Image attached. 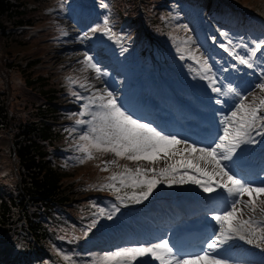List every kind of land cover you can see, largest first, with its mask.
Segmentation results:
<instances>
[{"label":"rangeland","instance_id":"obj_1","mask_svg":"<svg viewBox=\"0 0 264 264\" xmlns=\"http://www.w3.org/2000/svg\"><path fill=\"white\" fill-rule=\"evenodd\" d=\"M226 1L230 4H224L219 0H147L143 5L142 1L136 0H104V3L108 4V8L105 9L99 6L101 0H28L27 8L30 10L32 25L20 29L11 27L5 31L4 35H0V89L5 94L9 112L22 120L28 118L32 101H35L37 106L42 105L44 101L36 99V95L25 88L24 76L20 68L26 69L29 63L37 61V65L32 69L34 77L37 75L46 77L58 91L57 99L51 102L50 106L57 111L54 125L59 129L62 138L56 143L57 149L50 151V159L53 161L54 158V163L62 172L66 173L67 180L74 189L78 190V194L75 197L74 205L71 203L73 206L49 209L46 216L38 214L37 221L41 224L40 230H43L47 238L44 245L31 243L22 224H17L14 227L13 234L0 229V264H92V261L97 260L104 252L141 243L119 244L124 239H134L128 233L115 234L116 227L125 224L129 216L145 211L150 205L158 204L156 203L158 198L162 200L172 198L175 192L169 191L171 189L167 190L169 186L166 184H161L148 200L135 203L127 199L123 202L117 201L115 198L117 193L112 190H97L100 185L111 183L112 181L108 178L114 172H122L125 165L133 169L137 166L152 167L154 165H149L144 161L137 163L119 159L112 153L96 152L95 150H93V159H84V162L80 163L84 154L78 151V146L85 142L80 141L79 137L87 130L88 126L76 125L75 120L90 119V117L78 115L84 101L77 99L72 93L79 92L81 95L87 96L97 89L108 87L109 90L119 95L120 99L121 88L128 79L126 76L128 70L124 73L126 69L124 64L113 63L116 56L109 54V57H106V62L112 65V68L110 67L108 70L109 75L97 79L94 70L86 68L79 61L83 59L85 51L92 55L91 52L94 49L93 56L99 61L100 52L98 51L105 48L110 49V47H106L108 36L104 35L102 31L95 33L90 31L91 28L101 24L104 16L107 15L109 27L115 33V39L111 38L113 42H118L123 49H134L141 52L142 60L147 63L145 64L147 67L153 64V58L159 63V68L168 67L169 72L163 71V74H166L167 79L165 80L169 81L156 82L157 84L153 86L152 78L134 74L127 82H132L136 77L142 78L143 81L146 79V87H151L147 96L156 97H158L162 84L171 83V80L177 81L172 78L175 75H180L178 80L181 86H190L197 81L196 72L200 70V65L188 59L180 60L176 51L178 47L194 51L198 56L203 54L201 56L203 59L205 49L200 44L199 34L205 36L203 34L206 32L208 34L209 32L216 33V35H209L207 38L212 44L214 41L211 38L214 37V43H218L217 47H219L221 43L217 41L218 34L225 32L227 37L234 36L233 29L231 32L229 30L230 26L240 31L258 26L259 30L264 32V0ZM62 4L63 7H61ZM82 4L86 7L82 8L83 11L80 9ZM141 5L147 10L144 11ZM78 16H80L79 22H76L75 18ZM217 17L226 18L230 25L229 29L225 27L227 24L219 22ZM208 20H211V29L206 24ZM196 27L202 28L203 33L199 32ZM46 31H48V35L44 36ZM84 32H89L92 38L81 42L79 37ZM139 35L142 36L140 40L144 38L143 45L138 41L137 36ZM150 35H153L155 40ZM262 35L264 36V34ZM189 36L192 37V42L188 45L183 44L182 42ZM12 39L17 42H13ZM239 43L241 44V42ZM9 49L13 52L12 55L8 54ZM37 50L40 53L35 52ZM34 52L38 54L36 55ZM101 52L106 54V50ZM238 52L245 55L242 49ZM162 54L165 58L158 59V56ZM124 56L127 57V55ZM119 61L122 62L121 57H119ZM130 62L129 65L134 64L132 60ZM209 62L213 66V71H216L212 60L209 59ZM233 63L236 65L235 62ZM18 65L20 68L17 67ZM100 65L107 71V68H104L101 63ZM145 65H140V67ZM189 65L192 66L191 69ZM261 69H264V65L255 67L252 71L257 70L260 74ZM137 71L140 72V70ZM29 72V70H25V73ZM145 72L148 73L149 70L146 69ZM248 76L254 77L252 73H248ZM115 79L118 81L116 84L113 82ZM82 83L85 84V88L79 87ZM173 93L172 91L170 95ZM251 99L250 96L249 100ZM120 101L127 109V103L125 104L122 99ZM258 137L261 138V136ZM263 145L264 141L261 146H257L262 148ZM9 146L8 132L1 131L0 197L7 196L6 193L10 192L14 180H16ZM113 159L117 160V164L108 165V170L102 171L101 169L105 167L104 161ZM157 165L163 167L164 162L161 161ZM263 171L264 169L258 175L263 176ZM260 178L256 177L255 179L259 180ZM115 183L117 187H120L118 181ZM174 190H179V188ZM133 191L132 188H122L119 195L125 193L130 195ZM135 191H140V189H135ZM195 191L194 185H187L175 195L189 196ZM114 203L120 207V211L123 210L118 213L126 216H121L122 219L119 220L115 213L111 220L101 218L99 208L111 209V205ZM162 204L164 203L162 202ZM163 215L165 216L166 213ZM255 218L264 220V216L259 212L256 213ZM93 219H97L98 224L89 231V225ZM78 222L83 224H77ZM135 224L136 222H134ZM101 233L103 234L101 235ZM100 235L102 237H99ZM167 236L162 238H167ZM98 237L100 244L93 250L87 251L88 253L85 254L87 257L84 252H79L77 247L91 246ZM83 238L86 239L81 241L80 239ZM78 240L80 241L77 242ZM253 241L264 245V242H257L255 238ZM81 243L83 244L81 245ZM261 261L260 264H264V259ZM235 264L242 263L235 262Z\"/></svg>","mask_w":264,"mask_h":264},{"label":"snow or ice","instance_id":"obj_2","mask_svg":"<svg viewBox=\"0 0 264 264\" xmlns=\"http://www.w3.org/2000/svg\"><path fill=\"white\" fill-rule=\"evenodd\" d=\"M99 6L108 8L104 0ZM90 31H102L110 39L115 36L109 27L107 15L101 24ZM220 35L227 36V33L221 32ZM91 38L89 32L79 37L81 42ZM191 42L192 37L189 36L182 43L188 45ZM252 44L250 48L243 45L247 50L246 55L230 47L231 40L226 44L221 43L219 47L238 64L254 69L256 65L253 57L264 49V40L253 41ZM176 51L180 60L188 59L200 65L196 77L205 81L211 93L216 94L214 103L221 106L222 115L215 137L208 143L200 144L181 138L178 134H166L152 122H145L127 110L108 87L97 89L87 96L73 92L77 99L84 101L78 115L90 117L75 120L76 125L88 126L79 137L80 141L85 142L78 146V151L84 154L80 163L84 159H93V150L112 153L119 159L137 163L144 161L149 165H157L164 162V166L159 168L137 166L133 169L125 165L122 172H114L108 178L112 182L100 185L97 190L114 191L117 201L127 199L141 203L148 200L161 184L169 187L194 185L210 199L223 200L224 206L210 210L212 231L199 252H183L168 238H161L155 242L146 241L104 252L92 264H230L229 259L220 255L229 241L239 239L252 244L255 238L257 242H264V220L255 218L257 212L264 216V180L258 183L249 181L237 171L242 146L255 143V136H264V69H261L259 82L254 85L253 91L245 94L231 83L224 84L219 80L208 57L201 59L203 54L198 56L194 51L180 47ZM79 63L94 70L97 79L109 75L88 51L83 53ZM79 87L85 88V84ZM228 97L235 98V103L227 112H223ZM104 164L101 170L107 171V166L116 165L117 160H106ZM117 181L120 187H117ZM122 188H132L134 191L130 195H119ZM119 211L120 207L114 203L111 209L100 207L99 216L111 220ZM97 224L98 220L93 219L88 230L91 231Z\"/></svg>","mask_w":264,"mask_h":264},{"label":"bare ground","instance_id":"obj_3","mask_svg":"<svg viewBox=\"0 0 264 264\" xmlns=\"http://www.w3.org/2000/svg\"><path fill=\"white\" fill-rule=\"evenodd\" d=\"M217 18L219 22L221 21L228 26L226 18ZM198 30L200 32L201 28ZM241 32L245 34L243 39L239 38L238 32L235 29L232 31L234 36L227 37L218 34L216 38L217 41L224 42L225 44L228 40H231L232 45L230 47H234V45H236L235 42L238 43L237 46L239 47H237L236 51L238 52L239 49H242L244 54H247V50L243 48L239 42L248 44L250 48L253 46V41H261L262 38H264L255 28L245 33L243 31ZM201 33L203 32L201 31ZM203 35L205 36L199 34L201 39L199 41L205 49L204 52L206 54L204 53V56L212 60L213 65L216 67V71L214 72L217 78L222 80L224 84L231 83L234 87H238L242 93L253 88V81L248 79L241 80L242 74L246 70L252 71L253 69L238 64L227 52L217 47L218 43L211 44L207 36L216 35V33L209 32V34L205 33ZM209 46L210 49H207ZM214 49L216 51H214ZM218 53L226 56L227 63L224 62L225 59L221 60L217 58ZM104 55L105 54L102 52L98 55V60L101 64L106 62ZM253 61L256 67H263L261 62L264 61V49L253 57ZM233 62L236 64L235 67H233ZM104 68L106 67L104 66ZM164 72L167 71L165 70ZM179 77L180 76L174 77L177 81L171 80V83L162 84L160 92H158V97L151 95L147 96L151 87H146L142 78L136 77L132 82H126L125 88L121 91L120 99L128 104L129 111L135 113L145 122H152L154 126L164 130L165 133L178 134L181 138L189 139L190 142L208 143L217 134L219 119L222 115L221 106L214 103L215 98H217L216 94L211 93L206 82L199 78H196L197 81L193 82L189 89H178L175 91L174 89L176 86L181 84L178 80ZM154 84L157 83L153 80L152 85L154 86ZM140 89H142V93L138 94V90ZM172 91L174 93L170 95ZM233 103H235V98L228 97L223 112H227ZM133 104L141 111H135V106L133 107ZM165 105L170 107V109L161 108V106ZM181 106L188 107V113L190 114L189 119L183 117L182 111L180 110ZM158 111L166 112V114L162 115ZM254 139L256 141L255 143L243 145L240 151V163L237 168L241 169L242 172L240 175L246 179H248V171L257 172L261 166H264V145L262 148L257 146L258 141H264V136H261V138L255 136ZM152 167L159 168L158 165ZM260 180H264V176ZM253 182H255V180H253ZM185 186L186 185H173L168 187L167 190L171 189L169 191H173L176 194V192H179L180 189ZM176 188H179V190H174ZM194 188H196V191L189 196L180 197L178 194L177 196L174 194L170 199H163L162 202L164 204L158 203L150 205L145 211H141L134 216H129L125 224L116 227L115 234L128 233L134 240L124 239L121 241L122 243L120 242L119 244H134L135 242L142 241L155 242L158 236L161 235L163 237L168 234L167 230L172 229L168 236V239L172 243L177 245L181 242L182 245H185L183 249H193V242L189 243L190 237H192L201 226H206V230L211 232L210 210H214L219 206H224L223 200L210 199L208 195L203 193L199 188L196 186H194ZM213 195L215 196V194ZM165 213L166 215L164 216L163 214ZM205 213H209L207 214L209 216L206 217L207 219L204 223H201V216ZM134 222H136L135 225ZM173 222L176 223L172 225ZM208 235L209 234H207L206 237ZM262 251H264V247ZM262 251L260 252L257 248L251 247V244H248L246 241L233 239L224 246L220 255L229 259L231 264H235V262H241L242 264H257L260 259L264 258V253H262Z\"/></svg>","mask_w":264,"mask_h":264},{"label":"trees","instance_id":"obj_4","mask_svg":"<svg viewBox=\"0 0 264 264\" xmlns=\"http://www.w3.org/2000/svg\"><path fill=\"white\" fill-rule=\"evenodd\" d=\"M136 1H142L143 5L147 2ZM27 2L0 0V35H4L11 27L20 29L32 25ZM141 8L147 10L142 5ZM47 35L48 31L44 36ZM12 41L17 42L15 39ZM35 52L40 53L39 50ZM8 54L12 55L13 52L9 49ZM36 65L35 60L26 69L17 66L24 76L25 88L32 91L36 99L44 101L39 106L32 101L28 118L22 120L9 112L5 94L0 89V132H8L9 151L16 178L10 190L11 195L9 192L7 196L0 197V229L12 234L14 227L22 224L31 243L44 245L47 238L43 230H40L38 214L46 216L52 207L74 203L78 190L71 186L66 173L49 158L50 151L57 148L56 143L62 138L59 129L49 123L56 118L57 111L50 103L57 99L58 91L46 77H34L32 69ZM25 70L30 72L25 73Z\"/></svg>","mask_w":264,"mask_h":264}]
</instances>
